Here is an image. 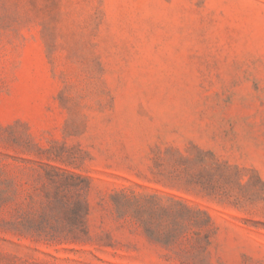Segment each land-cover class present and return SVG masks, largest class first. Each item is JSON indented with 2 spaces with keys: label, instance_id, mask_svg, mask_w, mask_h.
Returning a JSON list of instances; mask_svg holds the SVG:
<instances>
[{
  "label": "rangeland",
  "instance_id": "obj_1",
  "mask_svg": "<svg viewBox=\"0 0 264 264\" xmlns=\"http://www.w3.org/2000/svg\"><path fill=\"white\" fill-rule=\"evenodd\" d=\"M0 264H264V0H0Z\"/></svg>",
  "mask_w": 264,
  "mask_h": 264
},
{
  "label": "trees",
  "instance_id": "obj_2",
  "mask_svg": "<svg viewBox=\"0 0 264 264\" xmlns=\"http://www.w3.org/2000/svg\"><path fill=\"white\" fill-rule=\"evenodd\" d=\"M70 177H75V178H78L77 175L75 174H70ZM72 185V190L73 192H77L79 190V187H78V184L74 182V184H71ZM73 207L70 208V219L71 220H76L78 217H79V214H78V208L80 206V203L79 201L75 200L73 203H72ZM46 236H48L49 238H54L56 236H58L59 234H56V233H47L45 234ZM65 235H70L71 237H77L79 235L78 232H75L73 230H70V232L68 234H65Z\"/></svg>",
  "mask_w": 264,
  "mask_h": 264
}]
</instances>
